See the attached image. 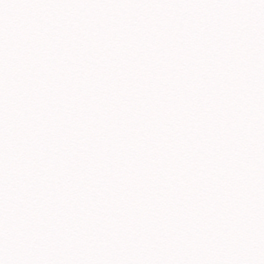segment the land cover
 I'll return each mask as SVG.
<instances>
[{"label":"snow or ice","instance_id":"1","mask_svg":"<svg viewBox=\"0 0 264 264\" xmlns=\"http://www.w3.org/2000/svg\"><path fill=\"white\" fill-rule=\"evenodd\" d=\"M0 264H264V0H0Z\"/></svg>","mask_w":264,"mask_h":264}]
</instances>
